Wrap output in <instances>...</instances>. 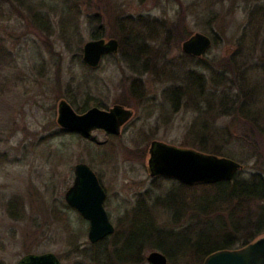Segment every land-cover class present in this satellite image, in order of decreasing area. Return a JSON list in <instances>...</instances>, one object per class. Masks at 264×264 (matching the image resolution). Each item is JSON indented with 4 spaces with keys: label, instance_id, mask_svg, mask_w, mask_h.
Instances as JSON below:
<instances>
[{
    "label": "rangeland",
    "instance_id": "374dc122",
    "mask_svg": "<svg viewBox=\"0 0 264 264\" xmlns=\"http://www.w3.org/2000/svg\"><path fill=\"white\" fill-rule=\"evenodd\" d=\"M64 1L30 0L29 3L42 7L45 13L55 17L52 12L59 14ZM78 1L82 54L84 45L92 40L93 27L86 24L91 9L104 14V39L107 41L116 39L112 34L118 31L115 25L118 15H141L167 22L178 16V21L183 20L178 15L179 5L173 1ZM218 2L215 8L218 17L210 27L216 37V45H212L209 54L205 55L209 59H221L235 50L251 7L241 0ZM57 22L55 19V26ZM189 23L193 35L198 32L207 35L194 20L189 18ZM0 38L5 42L9 55L0 73V154L6 155L7 159L0 162V261L17 264L27 256L49 253L54 254L61 264H75L80 260L74 247L82 248L90 243L89 222L65 201V194L74 182L75 167L80 163L88 164L102 175L109 197L106 209L117 232L126 230L125 234L138 237L156 234L161 238L158 243L173 254L181 253L183 248H196L197 243H202V250L217 243L212 242L208 246L203 238L214 237L217 233L214 226H219V222L214 226H202L194 221L188 232L166 235L172 230L184 232L191 214L186 213L182 217V227L173 228L174 209L164 197L172 190L177 193L179 183L173 179L150 178L147 172L152 141L192 149L188 136L196 116L192 107L182 102L175 114H164L161 109L169 83L151 72L144 77L146 97L143 103L149 105L154 102L156 109L151 112L150 107L139 103L127 92L133 77L126 70L121 55L105 57L95 73L83 70L57 34L48 37L31 25L27 7L17 4L16 8L1 0ZM183 43L180 49L172 48L169 54H165L166 50L159 44H152L149 51H152V58H158L160 62H179ZM72 60L75 67L72 72L77 77L74 88L78 79L89 78L92 86L95 81L98 85L94 89L96 97L107 105L101 109L109 110L122 103L121 106L133 111V118L122 128L119 137L106 140L107 136L102 131L95 132L89 140L59 126V103L62 100L70 103L67 89ZM142 63L148 70L153 67L146 65L144 59ZM218 125L227 124L219 122ZM146 193L147 204L144 205L148 206L150 213L136 216L133 209L138 205L139 195ZM13 198L22 200V216L15 214L12 218L8 214L7 205ZM251 210L256 213L255 206ZM135 219L140 220L144 227L135 229L132 226ZM153 251L147 250L146 258Z\"/></svg>",
    "mask_w": 264,
    "mask_h": 264
},
{
    "label": "trees",
    "instance_id": "16d2710c",
    "mask_svg": "<svg viewBox=\"0 0 264 264\" xmlns=\"http://www.w3.org/2000/svg\"><path fill=\"white\" fill-rule=\"evenodd\" d=\"M1 1L16 8L17 4L27 7L31 25L36 30L48 37L57 34L83 70L97 71L86 66L82 60L78 0H65L59 14L57 11L52 12L55 17L45 13L40 6H31L30 0ZM166 1L179 5L178 15L183 20L181 18L178 21V16L167 22L141 15H118L115 18L118 31L112 35L119 40L120 48L118 53L107 56H122L126 70L133 77L127 92L141 104H144L146 97L143 82L147 73L151 72L158 79L169 83L165 102L161 106L163 113L175 114L185 102L196 114L188 131L190 147L205 154L233 159L243 165V170L231 182L187 186L174 180L179 183V190L177 193L172 190L164 197L174 209L173 228L182 227V217L186 213L191 214L184 232L172 230L166 235L188 232L195 222L202 226H214L219 222V226H214L217 232L215 238H203L208 246L217 241L212 247L202 250V243H197L196 248H183L181 253L173 254L158 243L161 238L156 234L138 237L125 234L124 230L96 244L74 247L75 255L80 258L75 264H145V253L150 249L163 252L169 264H204L206 258L217 251L238 249L264 237V0H241L251 6L247 12L248 20L236 41L235 50L226 57L196 58L182 52L178 57L179 62H160L158 58H152V51H149L152 44H159L166 50L165 54H169L172 48L180 49L181 44L193 36L189 18L199 24L203 32L211 37L212 45H216V37L210 27L218 17L215 10L218 0ZM38 4L36 2V6ZM103 15L91 9L87 16L86 24L93 27L92 40L105 37ZM54 18L58 21L56 26ZM8 58L7 46L0 38V73ZM143 59L146 65L153 66L151 70L144 67ZM73 62L68 69L71 79L67 97L75 111L85 113L91 105L105 109L107 105L95 95V85L98 86L96 81L92 86L89 78L78 79V85L74 88L77 77L72 72V68H75ZM144 105L150 107L151 112L156 109L154 102ZM219 122L227 125H218ZM4 160L6 162V155L0 154V162ZM248 169L250 171L246 173ZM146 197L147 193L139 195L138 205L133 209L134 215L141 217L150 213L148 206L144 205ZM253 206L256 207V213L251 210ZM23 210L22 200L13 198L8 202L10 217L13 218L15 214L22 216ZM132 226L135 229L144 227L137 219ZM0 264L4 263L0 261Z\"/></svg>",
    "mask_w": 264,
    "mask_h": 264
},
{
    "label": "water",
    "instance_id": "95a60500",
    "mask_svg": "<svg viewBox=\"0 0 264 264\" xmlns=\"http://www.w3.org/2000/svg\"><path fill=\"white\" fill-rule=\"evenodd\" d=\"M211 37L196 33L182 45L185 54L201 58L210 50ZM116 39L91 40L83 47L82 60L91 69H98L107 55L118 53ZM134 116L131 109L115 105L109 110L92 107L78 114L72 105L62 100L58 107L59 126L90 139L97 131L121 135L122 127ZM152 178L175 179L187 186L231 182L243 170V165L233 159L209 155L194 149L179 148L163 142H153L147 161ZM106 192L92 168L85 163L75 167L73 185L65 194L67 205L79 212L89 222L88 240L96 244L115 233L105 209ZM148 264H169L168 257L160 251L147 256ZM17 264H61L54 254L30 255ZM204 264H264V237L234 250H220L206 258Z\"/></svg>",
    "mask_w": 264,
    "mask_h": 264
},
{
    "label": "flooded vegetation",
    "instance_id": "af4514ba",
    "mask_svg": "<svg viewBox=\"0 0 264 264\" xmlns=\"http://www.w3.org/2000/svg\"><path fill=\"white\" fill-rule=\"evenodd\" d=\"M124 127V126H123ZM122 127V128H123ZM66 131V130H65ZM103 130H101V131H97V132H99V133H103L104 132V134H106V136H107V138H106V140H108V138H114V137H119V136H115V135H112V134H109V133H107V132H105V131H103ZM122 131V130H121ZM69 132H71V131H69ZM79 134V133H78ZM79 135H81V134H79ZM82 136V135H81ZM83 137V136H82ZM84 138V137H83ZM86 139V138H85ZM91 139V138H90ZM89 139V140H90ZM92 140V139H91ZM153 142H159V141H157V140H155V141H152V143ZM106 143V142H105ZM151 143V144H152ZM151 147V146H150ZM150 150V149H149ZM107 153H105V155H106ZM148 159H149V152H148V157H147V161H148ZM146 168H147V172H148V175L150 176V174H149V170H148V166H147V163H146ZM93 170V169H92ZM94 171V170H93ZM95 172V171H94ZM75 173V172H74ZM95 174L97 175V177H98V179H99V181H100V183H101V185H102V187H103V189L105 190V192H106V200H105V203H104V206H105V209H106V203L107 202H109L108 200H109V197H108V193H107V188L105 187V183L103 182V180H102V175L101 174H99V173H97V172H95ZM150 178H152L151 176H150ZM156 178H163V177H156ZM156 178H153V179H156ZM165 179H169V178H165ZM173 180H175V179H173ZM106 211H107V209H106ZM107 213H108V215H109V218H110V220H111V216H110V213L107 211ZM117 233V231H116V229H115V233L114 234H116ZM113 234V235H114ZM113 235H111V236H113ZM146 261H147V258H146ZM148 263V262H147Z\"/></svg>",
    "mask_w": 264,
    "mask_h": 264
}]
</instances>
